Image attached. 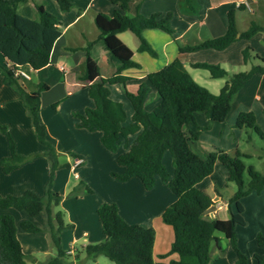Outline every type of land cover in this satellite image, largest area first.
Masks as SVG:
<instances>
[{"label": "trees", "instance_id": "obj_1", "mask_svg": "<svg viewBox=\"0 0 264 264\" xmlns=\"http://www.w3.org/2000/svg\"><path fill=\"white\" fill-rule=\"evenodd\" d=\"M25 1L27 0H0V52L11 62L10 67L0 65V69L4 73L5 83L14 86L23 98L32 116L37 137L47 146L46 154L55 171L58 151L40 116L41 95L49 86L40 82L35 91L29 92L15 71L26 65L33 69L48 65L52 49L61 36L62 29L59 18L43 4H36L37 19L23 15L19 6ZM111 1L120 9H116L112 16L103 12L96 14L95 23L99 35L88 43L84 70L78 75L81 81L87 83L86 87L95 104L93 107H87L84 112H76L77 126L89 131H101L103 144L112 151L118 150L124 141L126 150L117 155V162L124 169L122 172H113L116 179L125 181L139 177L144 186L150 189L156 183V176L160 175L170 186L176 199L163 211L162 220L173 227L174 240L170 251L162 257L176 252L179 259L155 261V228L127 221L115 202H104L98 207L97 213L105 238L97 244H87V254L91 258L104 255L115 264H210L212 241L216 240L218 246H221L219 238L215 235L216 231H220L230 239L237 252V259L233 264H247V255L238 247L237 226L246 224L243 198L251 192L264 189V171L245 164L242 156L246 154L240 150L235 155H230L224 149L217 148L200 155L191 148L189 140H198L202 128L208 127L198 125L197 112L207 114L210 121L226 120L235 95L249 79L264 73V57L257 54V58L252 62L253 49L248 47L244 55L247 62H252L251 66L247 70L231 74L220 64L194 63L196 67L208 70L212 78H226L218 93H213L196 81L182 60L175 58L161 69L148 73L147 82H142L136 92L127 91L133 114L130 120L126 121L124 104L111 97L110 86L124 84L130 77L122 73L123 69L139 66V63L133 59V49L118 34L126 30L132 31L140 39L139 49L156 56L157 51L143 37L142 31L147 27H159L173 34L170 23L172 12L145 15L139 12L138 3L135 13L129 15L121 10L127 11L132 0ZM57 2L63 11H68L74 6L72 0ZM183 4L190 11L197 10L196 0H183ZM242 6L243 3H240L238 8ZM235 10V7L228 10V27L223 35L195 44L180 45V50L191 52L206 48L224 49L237 39H249L259 31H264V26L254 20L246 29L240 30ZM96 42L103 43L118 61L116 72L109 77L101 75L99 64L89 53L90 47ZM148 85L156 90L160 98L151 111L145 109ZM190 122L197 125V130L187 134L184 127ZM235 126L252 129L264 139V130L252 110L239 112ZM0 127L7 132L5 126ZM166 151L170 152L174 165L172 176L164 163ZM25 159L24 156L13 152L11 156L0 159V166L8 173ZM216 161L228 168V180L236 184V190L228 198L231 212L228 219L205 217V210L213 204V200L208 192L197 186L214 171ZM246 172L249 175L248 181L245 179ZM53 174L54 172L52 176ZM80 187L92 192V189L81 181L72 189L70 195L82 192ZM62 198L50 185L46 197L33 190H26L20 195L0 196V208L13 207L24 211L27 217L22 218L19 224L26 232L34 233L41 228L32 218L46 209L49 211L52 204L59 206ZM64 216L62 210L55 213L57 227L52 232V238L58 253L45 264H70L66 260L68 252L62 247L60 233L67 227H74V224L67 222ZM256 242L264 247V233L257 234ZM255 257L256 264H264V253H256ZM0 264H28L26 253L18 238L16 219L10 213L0 214Z\"/></svg>", "mask_w": 264, "mask_h": 264}, {"label": "crops", "instance_id": "obj_2", "mask_svg": "<svg viewBox=\"0 0 264 264\" xmlns=\"http://www.w3.org/2000/svg\"><path fill=\"white\" fill-rule=\"evenodd\" d=\"M48 1L51 2V9L47 6ZM150 1L143 0L139 3V12L145 15L155 12L162 14L172 12L170 22L173 34L159 27H147L143 29L142 35L157 51L156 56L151 55L146 50H140V39L135 34L136 37L128 34L129 30L118 34L133 49V59L139 63V66L123 69L122 73L130 77L124 84L118 83L110 86L111 96H114L116 100L120 98L119 101L122 103L123 99L121 98H128L127 91L136 92L142 82H147L146 75L148 73L161 69L175 58L182 60L196 81L213 92L218 93L225 79L213 78L216 80H210L208 74L199 71L200 67L194 66V63L209 62L220 64L228 71L232 69L235 72L239 70V66H242V68L248 67L249 61L245 60L244 55L248 47H251L256 54L264 57V31H259L249 39H237L224 49L206 48L182 52L179 48L180 45L195 44L208 38L223 35L228 27V10L231 7L236 8L235 15L236 20H238L237 9H249L251 11V6L253 7V11L254 7L263 9L264 0H197L199 7H197L196 11H190L185 8L183 0ZM72 2L74 6L68 11L61 10L57 0H27L19 6V11L23 15L37 19L36 4H43L47 10L55 14L60 20L62 34L54 44L50 63L40 69H33L28 65L23 66V69L29 73L30 77L21 81L29 92L35 91L40 82L48 84L49 88L43 91L41 95L42 108L40 116L47 127L49 136L55 142L58 156L65 155V159H60V161L58 159L56 165H59L61 168L57 170L56 166L57 171H53L52 162L46 154L47 146L39 141L32 116L23 98L14 86L5 83L4 73L0 69V125L5 126L9 135L13 138V147L8 145L0 146V159L11 156L13 152L26 158L22 164L8 173L0 166V196L2 197L12 194L20 195L26 190H33L38 195L44 196L47 193L48 187L52 186L53 172H56L57 177L65 175V179L60 187L56 186L55 183L54 187H52L53 190L67 194L70 188L67 169L74 171L75 167L70 162L71 152L76 154L74 156L75 164H82L84 162L86 159H84V154L86 157L103 158L104 161L105 159L108 160L118 170L116 172H122L124 169L117 162V155L126 150L124 141L121 142L118 150L112 151L108 149L102 142V132L99 130L89 131L77 126L78 117L76 116V112H84L87 107H92L95 104L94 99L89 94L88 87H86L87 83L81 81L78 77L79 72L84 70L85 57L87 56L86 47H88L90 41L96 39L99 35L95 16L98 12L112 16L114 11L120 9V7L111 0H72ZM240 3H243L242 8H238ZM136 5L137 1L132 0L130 8L127 11H121L123 13L132 12L130 15H133L136 11ZM90 10L93 12V19L92 23L91 20H89L90 22L88 21L87 26L86 22L83 23L82 21ZM262 25L264 26V24ZM89 53L99 64L103 77H109L116 72L118 61L103 43L96 42L90 47ZM0 65L4 67L11 66V62L1 52ZM251 79V81H254L252 82V86L256 85L253 101H250L246 95L249 94L246 87L248 83H251L248 82L235 95L232 109L226 120H236L239 112L252 110L256 114L257 122L264 130V103H262L264 99V73L255 75ZM148 86L149 91L145 105L147 101H152L149 105L155 107L159 103L160 98L156 90L150 87V85ZM77 95L79 97L65 104V100ZM205 115L207 120L202 124L197 121L198 125L215 127L216 124L214 122L216 121L213 123L209 122V116ZM224 121L221 123H224ZM188 124L184 127L187 134L197 130V128L195 129ZM70 126L76 128L73 130L74 140L72 138L66 139L65 143L71 145L62 147L65 133ZM14 127L17 130V134L14 133ZM233 127L234 125H232L230 130L219 128L218 134L215 135L214 133L206 138L202 137L200 131L198 140H189L190 146L200 155H204L205 152L217 148L224 149L232 154H236L238 150L246 153L240 147L241 140L244 139L242 135L244 129L238 127L237 129L240 130H235ZM77 133L83 139H80ZM252 140L254 139L252 138ZM77 141L83 143V147H79L80 143H77L78 147L72 148V145ZM246 154L251 155L252 153ZM110 156L113 159L112 161ZM116 162L119 166L115 164ZM216 172H220L224 176V182H227L229 176L228 168L220 161H216L214 171L198 183L201 184L206 179H211L208 186H212L215 192L212 195L209 193L215 207L210 214H205V217L208 219L214 217L228 219L231 215L228 199H224L217 189L219 183L215 179ZM169 173L172 176L174 168L170 169ZM111 183L115 187L114 192H117L113 195L108 194L109 196L104 198L98 207L107 201L115 202L119 207L120 213L127 221L153 226L156 232L153 246L155 261L167 262L171 259H179V254L176 252L162 257V255L170 251L174 240L173 227L162 220L163 211L176 199V195L170 186L163 181L160 175L156 176V183L150 189L144 186L139 177H132L125 181L116 179L112 180ZM139 193L142 194V202H138L137 206H132L130 209L122 207V203L125 200H132L134 197L139 196ZM242 201L245 206L246 224L237 226L238 247L248 254L247 264H256L257 259L255 254L264 253V247L259 246L256 242L257 234L260 232L264 233V189L260 192H251ZM98 207H96V210ZM11 208L13 207L0 208V214L11 213ZM41 213L32 219L34 220ZM126 214L127 217L131 218L127 219ZM70 218L68 216L69 220ZM76 226L74 224L73 231H75ZM83 235L86 237L90 236V229H84ZM215 235L219 238L221 246H218L216 240L212 241L210 264H233L237 259V252L233 248L230 239L220 231H216ZM73 240H75V236ZM222 241H225V245Z\"/></svg>", "mask_w": 264, "mask_h": 264}, {"label": "rangeland", "instance_id": "obj_3", "mask_svg": "<svg viewBox=\"0 0 264 264\" xmlns=\"http://www.w3.org/2000/svg\"><path fill=\"white\" fill-rule=\"evenodd\" d=\"M136 1L138 4V3H141L143 0H136ZM146 1L151 2L150 0H146ZM47 3H48L47 4L48 8L51 9V2L48 1ZM196 7H199L197 0H196ZM131 13L129 12L127 14L130 15ZM92 15H93V12L92 10H90L86 18L83 19L82 22L83 23L86 22L88 26L89 20H91V23H92V19H93ZM237 15H238V18H237L238 27L242 30L246 29L250 25L252 20L260 24H264V8L259 9L258 7H254V11H253L252 6H251V11L249 9H237ZM128 34H131L133 37H136L134 33H132L130 30L128 31ZM256 55H257L256 52L252 50L251 51V61L252 62L255 58H257ZM252 62H249L248 67L246 66V68H242V66H239L238 68L239 70L237 71H243V70L249 69ZM199 71L207 73L208 78H210V80H216L210 76V73L208 70L200 68ZM233 71L234 70L229 69L228 72L231 74L233 73ZM224 79L226 81V78ZM251 80L252 79H249L247 81V83L248 82H251V83H248L246 87L247 88L246 90L249 91V94H246V95L248 96L250 101L251 100L253 101L254 89L256 85L252 86L253 84L252 82L254 81H251ZM213 93H216V92H213ZM77 97L79 96L77 95V96L71 97L65 100L64 102L65 104H67L69 101L73 99L75 100ZM111 97L115 99L114 96H111ZM121 99H123L122 101H123L124 108L126 109V114H127L126 121H128L130 120L133 114V108L128 98L125 97ZM150 102L152 101H147L145 105V109L147 111H151L154 108V106L149 105ZM262 103H264V99L262 100ZM196 118H197L196 121L200 122L201 124L207 120L205 113L202 111H199L196 113ZM208 121L211 123L214 122V121H210V119ZM214 123L216 124L215 127L208 126L207 128H202L201 134L203 138H206L211 134L213 135L214 133L215 135L218 134L219 128H225L226 130H230L232 125H234L233 128H235V130H240V129H237L238 127L235 126L236 120L234 119H227L226 121H224V123H221L219 121H216ZM188 125L195 129L197 128V125L194 124L193 122H190ZM15 129L16 128L14 127V131H15L14 133L17 134V130ZM74 129L76 128L72 126H70V128L67 129L65 133L64 142H62V147H64L65 145H71V144H66L65 140L71 139V138L74 140V133H73ZM243 129L244 130L242 131L243 132L242 135L244 139L241 140L242 142H241L240 147L243 151H246V153L250 152L252 154L250 155L244 152L246 155L242 156V159L244 160L245 164L253 165L256 169L260 171H264V139H262V137L252 129H246V128H243ZM77 135L80 139H83V137L79 135L78 133ZM252 138L254 140H252ZM77 143H80L79 147H83L84 145L83 143L78 142V141L75 142L74 145H77ZM7 145L10 147L11 145H13V138L9 135L8 131L5 132L0 127V146H7ZM74 145H72V148L78 147V145L77 146H74ZM229 154L235 155L232 153H229ZM59 156H58L59 161L60 159L62 160L65 159V155L60 156V158ZM83 156H84V159L86 158L84 162H82V164L80 163L75 164V157L74 155L71 154L70 162L75 167H74V171H70V169H67L68 177L70 180V186H69L70 188L67 194L60 193L63 198H62V203H60L59 206H55L54 204H52L50 206L49 211L47 209L42 211L41 215H39L38 217L34 219L35 223L41 228L40 231L29 233V232H26L20 226L19 221L22 218L27 217V214L24 211L11 208L12 212L11 213L8 212L14 215L16 219V223L18 226V238L20 239L24 252L26 253L28 264H45L51 257L57 255L58 250H57L56 245L54 244V241L52 238V232L57 227V222L55 220V213L58 210H62L64 212L65 214L64 217L66 218L67 222L77 225L75 231H73V226H70V227L63 229L62 232L60 233L62 247L68 252V255L66 257L67 262H69L70 264H115L112 260H110L108 257L104 255H99L96 258H91L87 254L86 245L87 244H97L103 241L105 238L103 234L102 223L98 217L96 207H98L99 203H101V201L104 198L109 196L108 194L113 195L117 192V191L114 192L115 187L112 185L111 182L112 180H116L115 176L113 175V172H116L118 170H116V168L112 166V163L106 159L104 161L103 158H97V157L90 158L89 156L86 157L84 154ZM110 159L111 161L113 160L111 156H110ZM164 163L168 171L174 168L172 157L169 151H166L164 154ZM115 164L119 166L117 162ZM60 168L61 167L57 165V170ZM64 179H65L64 174L59 175L57 177L56 172H54L52 176V182H51L52 187H54L55 183H56V186L58 185V187H60ZM215 179L219 183L218 185L219 187H217L218 191L221 193L224 199H228L229 196L232 193H234V191L236 190V184L233 181H229V180H227V182H224V176H222L220 172L215 173ZM245 179L246 181L249 180V175L247 172L245 173ZM81 181H83L88 187H90L92 189V192L85 191L84 188H81L82 187L81 186L79 189H83L82 192H80L78 195H72V194L70 195V192L72 191V189L75 186L79 185ZM210 181L211 179H206V181H204L201 184H198L197 186L200 189H203L212 195L215 192L212 186H208ZM139 194H140L139 196L134 197L132 200H125V202L122 203V207L124 209L125 208L130 209L132 208V206H137L138 202L143 201L142 194L141 193ZM44 196L46 197V194ZM138 207H140V205H138ZM68 216L69 218L71 217L70 220L68 219ZM92 217L94 218V220ZM126 218L130 219L131 217L130 218L129 216L127 217V214H126ZM86 228H89L91 232V235L88 237L83 235V230ZM74 236H75V240H73ZM222 243L225 245V241H222ZM246 255L247 257H249L248 254Z\"/></svg>", "mask_w": 264, "mask_h": 264}, {"label": "built area", "instance_id": "obj_4", "mask_svg": "<svg viewBox=\"0 0 264 264\" xmlns=\"http://www.w3.org/2000/svg\"><path fill=\"white\" fill-rule=\"evenodd\" d=\"M15 74H16L17 76H19L22 80L25 79V78H29V77H30V76H29V73H28L27 71H25V70L23 69V67L18 68V69L15 71ZM77 161H79V160H77Z\"/></svg>", "mask_w": 264, "mask_h": 264}, {"label": "water", "instance_id": "obj_5", "mask_svg": "<svg viewBox=\"0 0 264 264\" xmlns=\"http://www.w3.org/2000/svg\"><path fill=\"white\" fill-rule=\"evenodd\" d=\"M214 207V204H212L208 209L205 210V214H210Z\"/></svg>", "mask_w": 264, "mask_h": 264}]
</instances>
